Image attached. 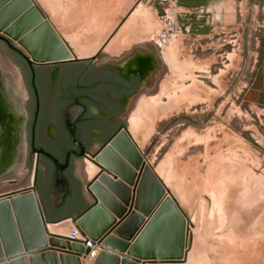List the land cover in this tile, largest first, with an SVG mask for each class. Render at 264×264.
Wrapping results in <instances>:
<instances>
[{"label": "rangeland", "instance_id": "obj_1", "mask_svg": "<svg viewBox=\"0 0 264 264\" xmlns=\"http://www.w3.org/2000/svg\"><path fill=\"white\" fill-rule=\"evenodd\" d=\"M35 1L78 57L139 47L164 56L158 86L141 90L127 122L137 120L144 161L184 217L180 264H264V104L243 100L257 75L254 32L245 29L243 40L175 35L147 0H98L94 8L82 0ZM160 105L167 113L145 137L148 108Z\"/></svg>", "mask_w": 264, "mask_h": 264}, {"label": "flooded vegetation", "instance_id": "obj_2", "mask_svg": "<svg viewBox=\"0 0 264 264\" xmlns=\"http://www.w3.org/2000/svg\"><path fill=\"white\" fill-rule=\"evenodd\" d=\"M83 55L35 62L0 33V193L18 187V176L23 175L22 183L35 185L44 198L55 167L36 150L52 154L60 163L67 155L62 174L69 190L48 215L58 221L81 209L74 190L78 162L92 149L96 150L90 157L96 156L118 134L130 136L127 120L138 95L154 91L156 78L166 70L164 56L140 47Z\"/></svg>", "mask_w": 264, "mask_h": 264}, {"label": "crops", "instance_id": "obj_3", "mask_svg": "<svg viewBox=\"0 0 264 264\" xmlns=\"http://www.w3.org/2000/svg\"><path fill=\"white\" fill-rule=\"evenodd\" d=\"M81 2H84L85 7H101L97 4L98 0H82ZM147 2L149 10L153 9L155 13L156 8L161 10L160 22L165 25L164 29L167 27L165 30H174L175 35L179 34L195 40H212L216 35L222 34L224 37L230 36L236 37V40H243L244 30L248 32L250 28L255 34L252 37V54L256 58L257 75L251 87L244 92L243 100L264 104V0H147ZM36 4L38 5L37 2ZM50 23L52 24L51 21ZM61 38L72 50V46L63 36ZM229 41L226 40L227 43ZM72 52L77 55L73 50ZM129 135L142 157L141 163L145 162L141 145L135 140L130 129ZM115 138L123 144L126 143L122 134L116 135L113 139ZM111 141L101 153L96 155L102 160H110L109 165H104L90 157L96 149H92L77 164L75 175L77 181L81 182V205L95 203L94 207H99L87 224L90 231L97 236V240H100L106 248V251L97 248L98 253L103 252L105 255L96 264H111L113 260H116V264H141L148 260L146 257L150 254V250L157 252L159 248H164V237L154 238L151 237V233L164 232L163 214L159 215V208L163 206L166 196L165 183L156 170L145 162L162 187L163 191L160 194L151 176H148V172L144 170L145 166L139 172V168H135L125 159L122 150L119 151L117 147L111 146ZM106 148L108 150H105ZM87 164L90 168H87ZM102 168L114 174L116 179L104 172L100 174ZM38 196L41 202L39 192ZM72 216H77V213H73ZM52 221H58V219ZM54 224L58 227L56 231L59 232L52 233L69 238L71 230L75 228L78 231V237L75 239L83 241L88 238L87 235L84 237L80 235L70 219L60 220ZM18 238L22 241L20 231ZM63 242H68L70 245L74 243L65 239ZM79 244H82L81 241ZM63 250L68 251V256L76 258L77 264H93L98 255L96 253L94 257L83 258L73 255L74 253L71 252L75 251L72 248L68 249L65 246ZM52 253L57 257L60 254L66 255L57 250H52Z\"/></svg>", "mask_w": 264, "mask_h": 264}, {"label": "water", "instance_id": "obj_4", "mask_svg": "<svg viewBox=\"0 0 264 264\" xmlns=\"http://www.w3.org/2000/svg\"><path fill=\"white\" fill-rule=\"evenodd\" d=\"M0 33L14 40L35 62L80 58L72 52L34 0H0ZM122 136L126 139L125 144L116 137L115 140L111 141V146L117 147L119 151L122 150L125 159L135 168H139V172L145 166L144 170L148 172V176H151L155 188L161 194L162 187L151 174L147 164L141 163L142 157L132 143L130 136L126 133H122ZM37 153L43 154L53 162L55 167L53 179L47 187L45 197L43 198L41 195V202L35 185H19L14 190H6L0 193V264H77V259L68 256V251L63 250L65 246L75 251L71 252L74 253L73 255L83 258L89 256L92 248H101L106 251L105 246L100 240H97V236L87 227L90 219L99 209L98 206L94 207L95 203L82 205L81 209L76 212L77 216L64 218L70 219L82 237L88 236L83 241L57 235L48 230V223L58 222L52 221L57 218H49L48 215L63 203L69 190L67 179L62 174V170L67 166L68 156L66 155L64 163H60L56 157L42 149L36 150ZM93 158L95 161L104 163V165H109L108 162H111L96 156ZM103 172L116 179V176L107 169L102 168L100 174ZM34 179L35 172H33L32 181ZM74 186V190L81 200V182H75ZM165 192L164 204L160 207L161 209L159 208V215L163 214L164 232L151 233V237L154 238L164 237V248H159L157 252L150 250V254L146 257L148 260L141 264L146 262L161 264L185 262L186 250H184L181 258L185 220L178 205L169 196L168 191ZM18 230L22 241H19ZM63 239L74 243L71 245L68 242L64 243ZM80 241L82 244H79ZM52 250L66 253V255L60 254L57 257L52 253ZM103 255H105L103 252H99L93 264H96ZM111 264H116V260H113Z\"/></svg>", "mask_w": 264, "mask_h": 264}, {"label": "bare ground", "instance_id": "obj_5", "mask_svg": "<svg viewBox=\"0 0 264 264\" xmlns=\"http://www.w3.org/2000/svg\"><path fill=\"white\" fill-rule=\"evenodd\" d=\"M149 11V10H148ZM187 88V87H186ZM195 88V85H193V86H191V88H189L190 90H192V89H194ZM189 90V91H190ZM193 95V94H192ZM195 97H196V95H195ZM194 97V98H195ZM197 99V98H196ZM195 100V99H194ZM191 101V99L190 100H188V102H190ZM193 101V100H192ZM178 102L180 103V101H179V99L178 100H176V106H178ZM194 102V101H193ZM187 103V102H186ZM156 105H159V104H157V102H156ZM148 109H151V111H150V113H149V116H148V118H147V120H148V122H146L147 124L146 125H144V127H143V129H145L144 130V135H145V137L148 135V133H150L149 132V127L151 126V123H152V121L154 120V118H156L158 115H165L166 113H167V107H163L162 105H160V106H157V108H156V106L154 107V108H148ZM159 113H157V112ZM149 112V111H148ZM153 113H157V114H153ZM150 114L152 115V116H150ZM158 118V117H157ZM160 118V117H159ZM137 120L136 119H133L132 120V124H130V130L132 131V133L134 134V138H135V140L137 139V131H138V128H137V130H136V124H135V122H136ZM140 124V123H139ZM145 124V123H144ZM136 126V127H135ZM151 131H152V129H151ZM139 140V139H138ZM142 139H140L139 140V142L140 143H142ZM145 141H146V139H145ZM87 168H90L89 167V164H87ZM50 225V226H49ZM48 225V230L50 231V232H57L56 231V226L54 227V225L53 224H49ZM59 232V231H58Z\"/></svg>", "mask_w": 264, "mask_h": 264}, {"label": "built area", "instance_id": "obj_6", "mask_svg": "<svg viewBox=\"0 0 264 264\" xmlns=\"http://www.w3.org/2000/svg\"><path fill=\"white\" fill-rule=\"evenodd\" d=\"M70 238H77L78 237V231L74 228L71 230L69 234ZM97 253V248H92L89 252V257H94Z\"/></svg>", "mask_w": 264, "mask_h": 264}]
</instances>
